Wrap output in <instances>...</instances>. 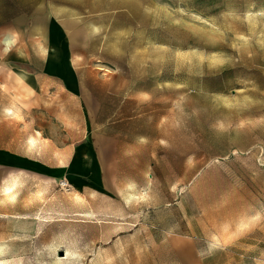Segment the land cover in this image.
<instances>
[{"label":"rangeland","instance_id":"374dc122","mask_svg":"<svg viewBox=\"0 0 264 264\" xmlns=\"http://www.w3.org/2000/svg\"><path fill=\"white\" fill-rule=\"evenodd\" d=\"M45 1L119 179L65 197L0 167V264H264V0ZM38 98L0 87V131L49 162Z\"/></svg>","mask_w":264,"mask_h":264},{"label":"crops","instance_id":"0c3cea01","mask_svg":"<svg viewBox=\"0 0 264 264\" xmlns=\"http://www.w3.org/2000/svg\"><path fill=\"white\" fill-rule=\"evenodd\" d=\"M46 5L42 0H29L28 6L26 0H0V87L8 88L12 82L22 90L29 87L35 97L39 96L38 106L63 124L65 134L63 140L45 137V142H41L51 158L45 162L29 157L20 150V142L10 143L4 131H0V167L44 178V182L59 188L55 191L61 196L69 197L71 190L111 195L110 188L119 179L115 174L118 165L112 158H104L95 141L86 120L84 101L77 96L81 85L69 56V34L47 14L53 10L48 11ZM6 37L18 39L15 49L6 50ZM57 126L45 125L44 133L49 134ZM62 181H67L70 190L61 188Z\"/></svg>","mask_w":264,"mask_h":264},{"label":"bare ground","instance_id":"6f19581e","mask_svg":"<svg viewBox=\"0 0 264 264\" xmlns=\"http://www.w3.org/2000/svg\"><path fill=\"white\" fill-rule=\"evenodd\" d=\"M15 187V185H9V186H7L6 187V189L4 190V192H5V194H8V195H10L11 194V191H12V189ZM1 248V247H0Z\"/></svg>","mask_w":264,"mask_h":264},{"label":"built area","instance_id":"2783aa9c","mask_svg":"<svg viewBox=\"0 0 264 264\" xmlns=\"http://www.w3.org/2000/svg\"><path fill=\"white\" fill-rule=\"evenodd\" d=\"M60 186H61V188H65V189L70 190V185H68L67 181H62Z\"/></svg>","mask_w":264,"mask_h":264}]
</instances>
